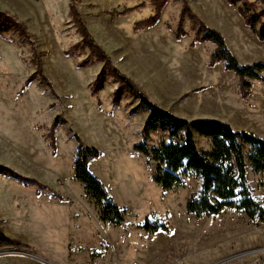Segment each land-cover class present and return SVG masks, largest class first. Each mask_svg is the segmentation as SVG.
<instances>
[{"label": "rangeland", "instance_id": "374dc122", "mask_svg": "<svg viewBox=\"0 0 264 264\" xmlns=\"http://www.w3.org/2000/svg\"><path fill=\"white\" fill-rule=\"evenodd\" d=\"M243 1L187 0L242 63L264 61V41L239 12ZM250 1L264 8V0ZM72 2L112 64L162 108L264 137V79L251 80L244 97L234 72L209 66L214 43L191 45L187 13V34L177 39L182 0H169L159 22L144 29L136 22L154 12L152 0H0L33 37L0 29V264H264V221L236 208L197 217L187 212L199 186L194 175L173 190L154 180L155 164L134 148L150 112L114 76L96 81L103 63L84 64L89 50L67 53L82 39ZM40 68L47 82L39 73L31 78ZM162 136L151 133L149 141ZM195 140L201 150L211 146L198 134ZM81 144L101 151L89 168L122 207L121 225L103 221L74 179ZM248 178L264 205V175L249 168ZM155 223L170 230L147 229Z\"/></svg>", "mask_w": 264, "mask_h": 264}, {"label": "trees", "instance_id": "16d2710c", "mask_svg": "<svg viewBox=\"0 0 264 264\" xmlns=\"http://www.w3.org/2000/svg\"><path fill=\"white\" fill-rule=\"evenodd\" d=\"M169 0H152L155 10L152 14L136 22L139 29L152 28L160 20L162 11ZM179 15L175 36L181 39L187 34L184 28L185 15L191 20V29L195 38L191 45L212 42L215 49L210 54L209 66L222 63L226 71L234 72L240 78L241 93L248 96L252 88L251 80L264 79V61L242 63L227 44L225 35L205 24L192 12L187 0ZM236 4L237 0H228ZM143 2L127 8L126 11L142 6ZM239 12L245 23L250 26L258 38L264 41V8L258 9L253 1L244 0ZM72 22L81 34L82 39L74 43L68 54L89 50L84 60L87 64L94 59L103 63L96 81L108 74L118 79L119 85L127 89L141 107L150 113L142 131V139L134 148L146 156L153 170L154 180L165 190H173L184 186L192 174L199 182L194 195L187 201V212L197 217L218 215L227 208L242 210L254 220L264 221V205L254 195L248 178V170L254 174L264 175V137L253 132L236 130L229 122L215 118L188 119L158 105L149 94L130 76L112 64L110 55L91 34L85 20L74 2L69 5ZM13 27L19 35L33 42L27 25L16 15L0 9V29L2 26ZM37 73L47 78L40 68ZM117 94V93H116ZM161 131L158 141L150 143L151 133ZM198 134L211 141L208 150H201L195 140ZM101 156V151L94 147H83L81 144L75 153L74 179L81 183L87 195L101 207L100 216L103 221L113 225H121L124 221L122 207L111 196L103 181L89 168L91 160ZM147 229L157 232L170 229L165 224H147Z\"/></svg>", "mask_w": 264, "mask_h": 264}, {"label": "water", "instance_id": "95a60500", "mask_svg": "<svg viewBox=\"0 0 264 264\" xmlns=\"http://www.w3.org/2000/svg\"><path fill=\"white\" fill-rule=\"evenodd\" d=\"M28 254L33 255V256H36V255H34V254H31V253H28ZM38 257H39V256H38Z\"/></svg>", "mask_w": 264, "mask_h": 264}]
</instances>
